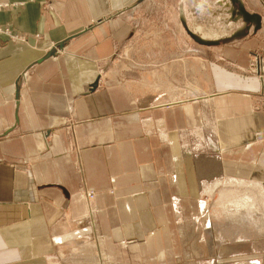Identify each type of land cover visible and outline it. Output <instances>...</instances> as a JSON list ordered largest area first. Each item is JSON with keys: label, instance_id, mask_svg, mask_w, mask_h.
I'll return each instance as SVG.
<instances>
[{"label": "crops", "instance_id": "1", "mask_svg": "<svg viewBox=\"0 0 264 264\" xmlns=\"http://www.w3.org/2000/svg\"><path fill=\"white\" fill-rule=\"evenodd\" d=\"M138 1L0 0L10 32L0 34V264H52L79 223H92L110 264H199L200 247L207 264H241L223 257L238 252L225 243L264 239L255 42L225 48L234 68H214L211 87L195 77L178 90L154 72L137 91L115 53L150 2ZM151 1L177 10L185 31L204 10L241 22L231 0ZM199 193L218 195L207 206ZM194 214L205 235L188 247ZM261 255L246 264H264Z\"/></svg>", "mask_w": 264, "mask_h": 264}, {"label": "rangeland", "instance_id": "2", "mask_svg": "<svg viewBox=\"0 0 264 264\" xmlns=\"http://www.w3.org/2000/svg\"><path fill=\"white\" fill-rule=\"evenodd\" d=\"M141 1L143 0L138 2ZM198 2L200 1H195V5H198ZM175 3L176 1L173 0V4ZM231 4L235 5L234 12L241 13V22L239 20L233 23V21H229V18H227L228 21L224 22L228 14H209L205 13L203 9L204 11L197 17L196 15L189 17L190 32H187L181 25L177 24L179 22L177 10L173 12L172 7L165 6L163 1H147L142 6L140 14L132 17L135 20H130L129 23L133 26V31L115 53V59L118 63L121 62V67H131L128 74L132 77L131 84L133 88L137 91L147 88L143 84L142 78L146 76L153 81L154 72L157 77L160 75L163 81L177 86L178 90L188 89V84L190 82L193 84L196 81L195 77L203 80L201 82H203L205 89L207 86L211 87L214 83V68H223L227 71L234 68L231 66L233 63L230 61L229 65V60L227 61L224 56L225 48L239 49L243 42L250 40L255 42V46L250 49V56L254 63L249 71H252L257 78L261 79L264 75V0H231ZM214 9L217 10L216 7ZM236 17V20H238L239 16ZM237 23H241V26L237 27ZM198 28L211 34L205 39L207 43L194 39V37L201 38L200 30H196ZM182 59L188 60L186 64L189 71H185V68L181 66L185 61H182ZM122 61L126 63L123 64ZM205 74L210 75L209 80L204 78ZM253 108L254 110L262 109L264 111V102L257 101ZM217 195L208 196L206 193H199L198 199L205 200L208 206ZM173 205L175 209V204ZM89 209L93 213L94 209L91 206H89ZM190 218L198 219L197 226L194 229L189 228L187 231L188 247L190 244L194 245L193 243L201 246L202 242H199L197 236L205 235L203 232V217L194 214L188 217V219ZM89 225H92V223L75 224V228H73L75 238L69 240L70 242L67 243L66 248L59 251L58 255L51 257L52 264H110L104 259L99 245L96 244L98 236L93 233L95 229H91ZM85 228L88 230L86 231ZM79 231L82 233H79ZM225 245L235 247L238 252L225 254L223 257L226 259L236 258L241 264H246L256 256L261 258V254L264 253V239L261 235H252L242 242L227 241ZM199 251L200 253L195 254L192 259L193 262L207 264L209 261L207 251L201 247ZM216 261H212V263ZM185 262L182 258L181 262L177 264H186ZM231 263L233 264L229 261V264Z\"/></svg>", "mask_w": 264, "mask_h": 264}, {"label": "bare ground", "instance_id": "3", "mask_svg": "<svg viewBox=\"0 0 264 264\" xmlns=\"http://www.w3.org/2000/svg\"><path fill=\"white\" fill-rule=\"evenodd\" d=\"M224 4V6L226 5V6H229V3L228 2H225V3H223ZM227 10V9H226ZM197 31L198 30H200L199 31V33L201 34V38H198V40L199 41H201L202 43H207V41H205V39H207L211 34H208L207 32H204V31H202L200 28H198V29H196ZM187 32H190L188 29H187ZM0 34H5V35H10V32L8 31V29H4V28H0ZM191 34V33H190ZM195 36V35H194ZM51 52H53V50H50L48 53H51ZM53 54H54V52L52 53V54H47L46 56H44V58H46V57H49V56H53ZM85 196H86V199H87V202H88V204H89V206L91 205V202H92V200H93V198H94V193L92 192V191H86L85 192ZM264 196V195H263ZM257 204V203H256ZM259 209H260V207H259ZM246 211V210H245ZM208 222H209V220H208ZM211 225V224H210ZM210 232H211V230H210Z\"/></svg>", "mask_w": 264, "mask_h": 264}, {"label": "water", "instance_id": "4", "mask_svg": "<svg viewBox=\"0 0 264 264\" xmlns=\"http://www.w3.org/2000/svg\"><path fill=\"white\" fill-rule=\"evenodd\" d=\"M194 39H195L196 41H199L198 38H196V37H194ZM52 53H53V52L48 53V54H52ZM17 84H18V83H17Z\"/></svg>", "mask_w": 264, "mask_h": 264}]
</instances>
